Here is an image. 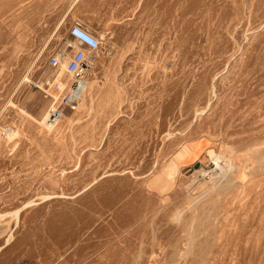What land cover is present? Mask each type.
Here are the masks:
<instances>
[{
	"label": "rangeland",
	"instance_id": "1",
	"mask_svg": "<svg viewBox=\"0 0 264 264\" xmlns=\"http://www.w3.org/2000/svg\"><path fill=\"white\" fill-rule=\"evenodd\" d=\"M76 20L101 45L51 129ZM0 264H264V0H0Z\"/></svg>",
	"mask_w": 264,
	"mask_h": 264
},
{
	"label": "built area",
	"instance_id": "2",
	"mask_svg": "<svg viewBox=\"0 0 264 264\" xmlns=\"http://www.w3.org/2000/svg\"><path fill=\"white\" fill-rule=\"evenodd\" d=\"M69 36L78 46L70 45L69 53H57L40 69V80L34 83L36 89L45 93L51 100L48 111L47 128L54 129L62 121L68 110L76 109L85 94L90 77L91 66L88 63L87 50H97L100 39L95 36L80 20L73 22ZM67 58L65 75L69 81L59 80L61 62Z\"/></svg>",
	"mask_w": 264,
	"mask_h": 264
},
{
	"label": "bare ground",
	"instance_id": "3",
	"mask_svg": "<svg viewBox=\"0 0 264 264\" xmlns=\"http://www.w3.org/2000/svg\"><path fill=\"white\" fill-rule=\"evenodd\" d=\"M103 37V36H102ZM76 47L78 48V46L76 45ZM100 49V47H98V49L97 50H93V51H91V50H87V54H88V52H89V54H90V57L88 58V63H89V66H91V63H92V61H91V58L93 57V54H95L98 50ZM65 53V52H64ZM93 53V54H92ZM66 62H67V58L64 60V61H62L61 62V71H60V73H59V76H58V79L59 80H63V81H69L70 80V77H68L67 75H65V69H66ZM93 66H94V63L92 64ZM90 72H91V70H90ZM90 75H91V73H90ZM91 77V76H90ZM89 86H90V80L88 81V84H87V88H86V91H85V94H86V92H87V90H88V88H89ZM85 94L83 95V98H82V100L79 102V104L77 105V107H76V109L78 108V106L80 105V103L83 101V99H84V97H85ZM75 109V110H76ZM46 114L42 117V120L40 121V124L41 125H44V126H47L48 125V123H47V120H48V115L46 116ZM45 117V118H44ZM37 122H39V121H37ZM14 131V130H13ZM15 132V131H14ZM7 134L8 135H11L12 134V131H9V133L7 132ZM182 158V157H181ZM227 161V160H226ZM223 163V161H220L219 162V164H217L216 166V170H219V171H221L222 172V177H221V181H220V183H219V186H225V185H227L230 181H231V177L229 176V169L231 170V165H227V164H222ZM178 173V164H176L175 162H173L172 164H171V166L169 165V168H168V170H167V172H166V175L168 176V177H171V178H173V176H175L176 174ZM208 175H210L209 173H207ZM216 188H218L217 186H216ZM224 188V187H223ZM223 188H222V190H223ZM215 190V189H214Z\"/></svg>",
	"mask_w": 264,
	"mask_h": 264
}]
</instances>
